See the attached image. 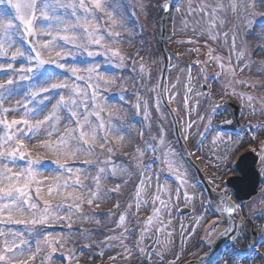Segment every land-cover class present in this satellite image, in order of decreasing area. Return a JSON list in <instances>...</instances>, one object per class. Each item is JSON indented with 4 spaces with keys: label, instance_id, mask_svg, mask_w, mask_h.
Segmentation results:
<instances>
[{
    "label": "rangeland",
    "instance_id": "obj_1",
    "mask_svg": "<svg viewBox=\"0 0 264 264\" xmlns=\"http://www.w3.org/2000/svg\"><path fill=\"white\" fill-rule=\"evenodd\" d=\"M109 2H112V0H109ZM161 2L162 0H116L111 8L106 9L103 13H97L100 17L97 23L100 24L104 32L110 31L120 33V37L116 41L107 40L106 38V42L111 47L118 48L120 52L125 55V61L122 66L118 58L111 57L110 55L105 56L103 54L95 57H88L86 54L77 52L74 60L68 58L63 61L66 67L76 66L80 68L81 74H83V70L89 65L99 64L101 67L98 69V72H102L100 76L105 80H114V83L107 85L104 84L103 81L100 82L101 91L99 98L102 101H106L105 110L102 113L104 119L106 121L110 120L112 126L117 129V131H107L106 134L109 144H107L106 147L113 148V162L125 168L127 171L123 173L118 172L115 177L109 175L108 178L101 179L103 189H113L117 185H120V189L112 193L110 198H104L98 201L99 207H97L96 203L89 207L86 201L83 205L82 212L86 216H92L94 212L104 213V215L96 217V219L103 222L102 224H97L94 220L92 222H82L79 215H73L71 217V227L66 231L60 230L58 227L60 225L69 227L67 220L64 223H52L46 226L37 225L34 228L30 225L25 226L11 223L0 224V230H3L6 234H8L11 228L12 230H16L17 233L24 236L27 235L30 242L35 239L36 243H39L36 239L37 232L40 233L39 236L44 237V235H48L49 239L58 241V243L52 246H45V244H35L31 246L32 252H35L38 246L41 251L36 253L34 262L30 261L29 264H49L50 261L47 262V259H45V257H47L45 253L47 252L46 249L52 251L53 247L55 249L59 248V250L62 248L58 264H74V262L78 264H181L186 257L193 256V254L197 252V248L194 249L192 245L194 242L195 244L197 243L196 238L199 227L210 215H212V213L207 210L208 207L204 204V198L195 182V176L179 152L168 112L162 103H160L159 111H157L155 107V102L159 99L157 93V79L161 67V53L159 48V26L162 17ZM191 2L193 8H198L200 3L212 4L214 6L213 0H191ZM231 2L232 0H223L225 4ZM238 2L243 4L245 0H238ZM141 3L144 5L143 8L140 7ZM255 5L254 8L249 7L246 12L238 9L237 16L235 17H233L230 8L227 12L219 13L224 23L217 25L216 32L219 33V36L216 40L210 39L207 34L201 35L207 17H202L200 14L193 15L189 13L188 0H177L170 10L167 25L168 34L165 40V47L168 53L165 88L169 89V91L165 92V97L167 102L173 107V110H175L174 113L179 123L180 135L187 144L191 157L202 162L206 173L210 165L211 169L215 170L216 168L215 171L222 172L225 169L227 160H229L231 155V153L225 151L226 147L237 149L248 141L264 138V128H260L255 132L251 130L245 131L249 124L264 125V4L261 3V0H255ZM131 9L135 14L129 17V20L127 17V10ZM108 12L113 13L112 18L108 17ZM14 14L13 10V15ZM37 16H39V13H37ZM245 17L247 19H245ZM112 19L116 20V25H113ZM197 21H200V23L197 24ZM122 22L124 27L119 26ZM225 33L227 34L226 39ZM16 35L19 36V32H17ZM37 35L39 36L40 33L38 32ZM41 35L42 42L38 40L39 43H43L45 39L49 38L46 35ZM233 37L235 38V47H233ZM189 40L195 41V43L187 42ZM182 41L183 43H181ZM70 47L71 46H69V48ZM16 48L22 50L20 38L15 39V45L9 49L8 57L0 58V63L6 66L7 63L11 62V53L15 51ZM209 49L212 50V56H220L223 58V62L226 65L224 72L226 73L227 67L230 66L234 70V75H215L221 73L222 70L217 61L210 59ZM58 50L59 49H57V51ZM92 50L96 51L98 49L94 48ZM99 51L102 52V50ZM43 55L46 59L49 57L47 51H44ZM229 59L231 61L230 65ZM133 60L136 61L135 65L132 63ZM141 60H143L144 66L143 73L140 72ZM21 63L22 60L18 59L13 65L14 69H19ZM57 71L60 72L59 69H57ZM103 74L108 75L104 76ZM10 75V72L0 70V83L6 82ZM65 75L68 76L70 82L74 79L71 77L70 73L61 72L62 79ZM15 78L16 77L13 76V79ZM240 81H245L247 84H241ZM95 82L96 81L93 80V83ZM202 84H206L209 88L208 92L218 99L203 95L200 89V85ZM247 85H252V87ZM173 86L175 87L173 88ZM84 87L85 83L81 82V88ZM189 87L191 91L188 93L189 104L186 108L184 106V99L185 93ZM233 90L237 91V93L244 94V98L233 94ZM89 91H91V89H89ZM173 92L175 93V99L170 102L169 97ZM63 94L65 96L68 95L67 92ZM247 96L254 97V100L249 102L246 99ZM232 98L241 106L239 118L242 127L237 134L229 132L227 134V140H224L225 137L220 133L216 131L208 133V130L227 116L226 112L220 109L221 107L219 104ZM57 99H59V94L53 92L51 94V102L47 104V107L40 116L33 118V123H35L36 119H42L43 115L48 114L52 108V104H54ZM138 99L148 102V115L150 118L147 120L144 118V112L142 110L137 114L135 105ZM17 101H20L21 106L23 105V94L10 96L4 102L3 107H17ZM197 101H199L198 104ZM216 106L219 107L213 114L212 109ZM253 106L255 107V111H253ZM21 115L22 112L10 111L7 113L6 117L0 116V118H6L11 121L14 118L19 119ZM60 115L63 119L59 127L63 129L68 125V120L64 118L67 114L62 110ZM201 116L204 117L203 120L199 119ZM190 121H196V124L189 133L186 129V125ZM161 125L165 130V142L167 146L172 149L183 167L181 170L182 173L180 171L179 173L182 178L184 177V172L187 174V180L183 178L186 181L183 185L176 179V172L169 171L167 162L161 156V151L155 153L158 157L155 162H153L154 154L150 151L146 152L142 157H139L138 154L133 152L132 146L144 149L146 141H149L153 137H157ZM141 126L143 129L147 128L148 130L144 132L142 140H139L137 139L136 132L138 127ZM0 128H2V126H0ZM205 129H207V131H205ZM199 133H204V137L203 143L200 144L198 148L197 142L201 140ZM2 134L3 132L0 131V135ZM120 135L123 137L129 135V139L118 143L117 141ZM185 135L188 136L187 139L184 138ZM216 137H219L216 141L224 140L225 142L229 141L230 138V142L224 145L225 149L223 148L224 151L222 155H219L218 152L214 150L213 140ZM43 138L41 134L38 138L25 139V145L28 151L31 152L32 158H41L44 161L53 162L59 159L61 163H66L67 161L71 162L73 163L74 172L76 170L74 168L77 167L81 168L82 171H86V177L84 175L80 177L85 184L92 183V178L96 175L97 167L103 166L99 164V161L105 160L109 155L107 152L101 153L99 151V143L103 141H98L96 145L97 151L94 153V157L97 158L95 161L97 167L84 169L83 161L88 159V157L80 156L76 160L66 161L62 156L54 155L43 148L34 147V145L39 144L40 140ZM259 155L260 160H262L261 157H264V142L263 149L259 152ZM225 156H227V159H225ZM138 160H141L143 164L150 165L151 172H146L145 175L153 177L150 183H147V203L141 205L139 210L136 207L135 193L137 185L140 183V174L144 172V169L143 167H137ZM8 166L12 167L14 170L26 167L23 161H18L16 164L9 163ZM157 167H159L160 171L161 169L163 170L161 175L155 174V168ZM261 168L262 177L264 178V161H262ZM59 174H61V171L54 164H45L39 168L37 178L40 180H43L45 177L51 179ZM154 181H157L160 190L163 188L161 199L165 201L166 199L163 195L168 192L169 184L175 186V191L178 187L181 188V191H185L184 188L187 184H191L195 187V192H193L194 195H190L187 201L181 193L179 199H177L176 192L167 200L170 205V211L173 214V222L170 230L165 229V232H170L172 234V245L176 246L178 244L177 231L180 224L184 225L182 236L184 235L185 241H187L188 229L191 231V234L194 235L190 243H186L185 254L180 246H176L168 256H165V259H163L162 255V258H160L155 252V248L157 247L155 241L157 237L160 239L162 231L159 233L156 232L155 226L147 233H142L141 231L143 222L149 217V212L153 211L149 209L150 207H154L153 203H150L151 196L154 198L153 193L151 194ZM35 187L36 185H33L32 195L34 197ZM41 187L44 189L42 192L44 198L50 199L46 192L47 185H41ZM71 190L72 189H69V191ZM85 191H87V189H85ZM132 194L134 195L133 197ZM193 197H196L200 209L193 210L189 204V200ZM37 201L42 205V201H39L38 198ZM117 201L119 207L114 210L112 204L117 207ZM51 202L53 204H58L60 200L59 198H55L52 199ZM259 203V200H254L251 203L245 204V208L247 209V213L255 218L258 226L257 228L264 233V212H260ZM129 204L132 205L131 208L128 207ZM183 205L190 208L191 213L189 215H180L178 213V207ZM155 207H160L158 201ZM109 212L112 213L111 216L108 215ZM125 212L128 213L125 222L127 228L126 232L123 228L117 227L120 214ZM59 215L66 217L68 213L60 212ZM14 219L30 220L31 216L25 213L23 217H14ZM72 233L75 234L72 235ZM121 234H123L125 239L106 241V237L120 236ZM135 234L137 239L134 242L133 237ZM145 234H148V236L144 238ZM5 238L6 237H0V248L3 247L2 241ZM7 238H9V236ZM138 241H140L139 244ZM180 243H182V239ZM85 244L91 245V247H85ZM61 245L63 246L61 247ZM72 247H76L77 251L81 250L82 256H74L75 250H72ZM125 248L131 250L130 256L125 251ZM141 248L149 253L147 257L144 252L139 250ZM71 253H73V256ZM28 255H31V253H26L23 258L27 259ZM69 256H71V259H68ZM243 263V261H239V264ZM216 264H236V262L229 258L228 261H218ZM255 264L263 263L256 262Z\"/></svg>",
    "mask_w": 264,
    "mask_h": 264
},
{
    "label": "snow or ice",
    "instance_id": "obj_2",
    "mask_svg": "<svg viewBox=\"0 0 264 264\" xmlns=\"http://www.w3.org/2000/svg\"><path fill=\"white\" fill-rule=\"evenodd\" d=\"M115 2L116 0H112V2H109V0H0V58L8 57L9 49L15 45V39L24 36L29 38L35 37L37 32L49 37L43 43H33L29 40V44L31 45L30 50L23 51L20 48H16L11 53V62L7 63L6 66L0 63V70L11 73L6 82L0 83V116L6 117L10 111L22 112L19 119L14 118L9 121L6 118H0V126H2L0 131L3 132L0 135V224L30 225L34 228L37 225L46 226L52 223H64L67 220L70 228L72 223L71 217L73 215H79L82 222H92L94 220L97 224L103 223L96 219V217L104 215V213L94 212L92 216H86L83 214L82 208L85 201L89 207L94 203L99 207L98 201L110 198L112 193L119 191L120 185H117L113 189H103L101 185L102 178H108L109 175L115 177L118 172L123 173L127 171L113 162L112 156L114 155V150L112 147H106L109 144L107 131H117V129L112 126L110 120L106 121L102 115L105 110L106 101H102L99 98L101 91L100 82L103 81L107 85L114 83V80H105L99 75L98 69L101 67L99 64L89 65L83 70V74H81L80 68L76 66L66 67L63 61L68 58L74 60L77 52H79L86 54L88 57H95L101 54L105 56L110 55L111 57L118 58L120 65H123L125 55L118 48H113L106 42V38L107 40L116 41L120 37V33L104 32L100 24L97 23L100 19L97 13L105 12ZM213 3L214 6L212 4L200 3L198 8H193L191 0H188L189 13L207 17L201 35L207 34L212 40L218 39L219 33L216 32L217 25L224 23L219 13L227 12L230 8L233 17H235L237 16L238 9L246 12L249 7L254 8L256 6L255 0H245L243 4L238 2V0H232L229 4L223 3V0H213ZM261 3L264 4V0H261ZM140 7L143 8L144 5L141 3ZM170 7L171 5L167 2L163 5L165 12ZM37 13H39V16H37ZM112 16L113 13L108 12V17L112 18ZM245 19L247 18L245 17ZM112 23L116 25V20L112 19ZM199 23L200 21H197V24ZM119 26L124 27L123 22ZM17 32H19V36L16 35ZM224 35L226 39L227 34L225 33ZM187 42L195 43L192 40ZM69 46L71 47L69 48ZM233 47H235L234 37ZM94 48L98 50H92ZM57 49L59 50L57 51ZM99 50H102V52ZM44 51H47L49 54L47 59L43 55ZM211 53L212 50L209 49L210 59L217 61L222 70L221 73L215 75H234V70L230 66L227 67L225 73L226 65L223 62V58L212 56ZM18 59L22 60L21 67L14 69L13 65ZM230 62L229 59V65ZM132 63L135 65L136 61L133 60ZM61 72L70 73L74 79L70 82L67 75L62 79ZM140 72H144L143 60L140 61ZM94 74L95 83H93ZM13 76L16 78L13 79ZM81 82L85 83L84 88H81ZM240 83L247 84L245 81H240ZM247 86L252 87V85ZM159 88L160 96L169 91V89L165 88L163 82H161ZM190 91L191 88L189 87L185 93L184 106L186 108L189 104L188 93ZM53 92L59 94V99L52 104V108L48 114L43 115L42 119H36L35 123H33V118L40 116L47 107V104L51 102V94ZM64 92H67L68 95L65 96ZM21 94H23L22 106L20 101H17V107H3L4 102L10 96ZM233 94L244 98V94L235 93L234 90ZM204 95L208 96V93L205 92ZM174 99L175 93L173 92L169 97V101L171 102ZM246 99L252 102L254 97L247 96ZM160 103V99H157L155 102L157 111L160 110ZM198 103L199 101H197ZM148 107L147 101H140L139 99L135 105L137 114L142 110L146 120L150 118ZM218 107H213V114L217 111ZM62 110L66 112L67 115L64 118L68 120V125L63 129L59 127L63 119L60 115ZM170 111L174 112L175 110ZM253 111H255L254 106ZM199 119L203 120L204 117L201 116ZM227 123H231V121H227ZM195 124L196 121L187 123L186 129L189 133ZM260 128H264V125L249 124L245 131L251 130L255 132ZM147 130V128L141 130V137H143L144 132ZM41 134L44 138L40 140L39 144L34 145V147L43 148L54 155L62 156L66 161L76 160L80 156L88 157V159L83 161L84 169L97 167L95 162L97 158L94 157V153L97 151L96 145L98 141H103L99 143V151L101 153L107 152L109 155L105 160L99 161V164L103 166L97 167L96 175L92 178V183L85 184L80 177L82 175L86 177V171H82L79 167L74 172L73 165L61 163L59 159L53 162L44 161L41 158H32L31 152L28 151L25 145V139L38 138ZM199 135L201 136V140L197 142L198 148L203 143L204 133H199ZM184 138L187 139L188 136L185 135ZM216 139H219V137L214 138V143ZM122 141L123 136L121 135L117 142L120 143ZM235 150L236 148L226 147L225 149L226 152L232 154H234ZM149 151L154 154L153 162L158 159L155 153L161 151V156L167 162L169 171L176 172V179L181 185L186 183L179 170L174 167L175 161L169 159L170 156H174V152L165 142V130L162 125L157 137L146 141L144 149L137 148L136 154L142 157ZM225 159H227V156H225ZM243 159L244 157L241 156L240 160ZM261 159L264 161V157H261ZM18 161H23L26 167L14 170L8 166L9 163L16 164ZM45 164H54L61 171V174L51 179L47 177L43 180L38 179V170ZM137 167H143L144 169V172L140 174V183L137 185L135 193L136 207L139 210L142 204L147 203V201L141 199V192L153 177L145 175L146 172H151L150 165L143 164L141 160H138ZM33 185H36L34 188L35 197L32 195ZM41 185H47L46 192L50 199H45L42 195L44 189ZM69 189L72 190L69 191ZM180 193L181 188L178 187L176 189L177 199H179ZM220 196L222 200L214 209V214L219 215L222 212L230 219L235 214L237 205L225 197L224 193H220ZM37 198L39 201H42V205L38 203ZM55 198H59L60 203L53 204L51 201ZM184 198L186 201L189 199L187 191H184ZM157 201L160 207H155ZM152 203L154 205L153 211L147 220L143 222L142 233H147L154 226L155 231L158 233L166 229V225H164L160 218V213L162 209L167 208V202L161 199L159 186ZM118 207L119 205L117 204ZM128 207L131 208L132 205L129 204ZM60 212H66L68 215L62 217L59 215ZM25 213L30 214V220L14 219V217H23ZM108 215L111 216L112 213L109 212ZM127 215V212L121 213L117 221V227L123 228L125 232L127 231L125 226ZM217 223L219 221L214 220L212 222L213 226ZM230 225H235V221H231L230 219ZM235 232L236 228L231 227L220 233L217 240L207 241L206 246L212 249V251L205 253L197 264H215L220 258V253L217 251L219 240L227 237L234 245L236 240L239 239L235 235ZM9 234L10 238H7ZM9 234L0 230V237H6L2 241L3 247L0 248V264H29L30 261L34 262L36 253L41 251L40 247L38 246L35 252H32L30 242L23 239L22 234L13 232L11 228L9 229ZM36 235L39 236L40 233L37 232ZM18 237L19 244L17 243ZM43 239L45 246H52L58 243V241L49 239L48 235H44ZM123 239H125L123 234L106 237V241ZM261 240H264V236L261 237ZM155 242L159 243L158 237ZM139 243L140 241H138ZM257 246V243L250 244L248 253L240 252L235 247L230 251L228 249H224L223 251H226L236 264H239V261L242 259L251 260L254 256L260 255L256 251ZM85 247L90 248L91 245H86ZM139 250L144 252L146 257L149 255L145 249L141 248ZM52 251L55 252L54 247ZM125 251L129 256L131 255L130 249L125 248ZM26 253H31V255H28L27 259H24L23 257ZM48 258L50 257H45V259ZM68 259H71V256Z\"/></svg>",
    "mask_w": 264,
    "mask_h": 264
},
{
    "label": "bare ground",
    "instance_id": "obj_3",
    "mask_svg": "<svg viewBox=\"0 0 264 264\" xmlns=\"http://www.w3.org/2000/svg\"><path fill=\"white\" fill-rule=\"evenodd\" d=\"M40 35H41V33H40ZM99 75H102V72H99ZM103 75L104 76H107L108 74H103ZM223 137H225L224 140H227V135L226 136L223 135ZM123 138L124 139H123L122 142L127 141L126 139H129V135L128 136H125ZM224 140H221V141L220 140H217L214 143V150H215V152L217 151L219 155H222V153H223V151L225 149L224 148V145L226 143H229L230 142V140L229 141H226V142ZM233 142H234V140H233ZM169 159L175 161L174 167L177 168L181 172V170H182L183 167L181 166V164H180V162L178 160V157L174 154V156H170ZM74 169H76V168H74ZM183 175H184L183 178L187 180V176H186L187 174L184 172ZM147 188H148V185L146 184L144 186L142 192H141V199L142 200H145V201L147 200V198H146ZM184 190L187 191V193H188L189 196L190 195L192 196L193 192H195V188H193V186L191 184H189V185L187 184L185 186ZM175 192H176L175 191V186H171L169 184L168 192L166 194H164L163 197L167 201L168 198H170L172 195H174ZM181 194L184 195V191L183 190L181 191ZM189 204L191 205V207L193 208V210H197L198 208H200L199 205H198V201H197L196 197H193L192 199H190L189 200ZM160 214H161V220H163L164 225H166V229L167 230H170L171 224L173 222V214L170 211V205L168 204V201H167V208H165L164 210H161V213ZM223 229H224V226L223 225L218 226L216 229H214L212 231V233H210L209 235H207L205 237V241L207 242V241L212 240ZM12 231L13 232H16V230H12ZM187 233H188V236H187L186 243L189 244L190 241L192 240V238L194 237V235L191 234V231L189 229L187 230ZM8 234H9V232H8ZM17 234H20V233H17ZM74 234L75 233H72V235H74ZM171 235L172 234L170 232H165V230L162 231V235L160 236L159 243H157V247L155 248L156 254H162L163 256H168L172 252V250L175 249V245L174 246L172 245L173 244V242H172L173 239H172V236ZM8 236L10 238V234ZM147 236H148V234H145L144 238L147 237ZM23 239L28 240V236L27 235L26 236L23 235ZM36 239H37V242H39V243H36V240L35 239H33L31 242H30V240H28L30 242L31 246H33L35 244H40V245L44 244V239H43L42 236H37ZM17 243L19 244V237L17 239ZM84 246H86V244ZM46 251H49V250L46 249ZM59 253H60L59 252V249H56L55 252L52 251V253L50 254V258L51 259L48 258L49 259L48 261H50L49 264H57V262L60 259V257H59L60 254ZM76 255L82 256L81 250H79L76 253H74V256H76Z\"/></svg>",
    "mask_w": 264,
    "mask_h": 264
},
{
    "label": "water",
    "instance_id": "obj_4",
    "mask_svg": "<svg viewBox=\"0 0 264 264\" xmlns=\"http://www.w3.org/2000/svg\"><path fill=\"white\" fill-rule=\"evenodd\" d=\"M167 3H169V1ZM164 70H165V67L163 68V72H164ZM161 82H163V76H161V78H160L159 85L161 84ZM159 91H160V88H159ZM161 100H162V102H164L163 96H161ZM252 160H255V159L253 158Z\"/></svg>",
    "mask_w": 264,
    "mask_h": 264
}]
</instances>
